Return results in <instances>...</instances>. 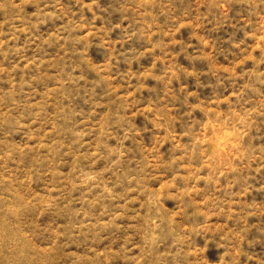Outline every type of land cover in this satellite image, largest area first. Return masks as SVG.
<instances>
[{
	"label": "rangeland",
	"instance_id": "374dc122",
	"mask_svg": "<svg viewBox=\"0 0 264 264\" xmlns=\"http://www.w3.org/2000/svg\"><path fill=\"white\" fill-rule=\"evenodd\" d=\"M0 264H264V0H0Z\"/></svg>",
	"mask_w": 264,
	"mask_h": 264
}]
</instances>
